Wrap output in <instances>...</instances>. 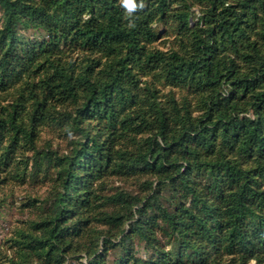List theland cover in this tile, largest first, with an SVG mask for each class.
<instances>
[{"label":"trees","instance_id":"obj_1","mask_svg":"<svg viewBox=\"0 0 264 264\" xmlns=\"http://www.w3.org/2000/svg\"><path fill=\"white\" fill-rule=\"evenodd\" d=\"M135 4L0 0V264H264V0Z\"/></svg>","mask_w":264,"mask_h":264},{"label":"clouds","instance_id":"obj_2","mask_svg":"<svg viewBox=\"0 0 264 264\" xmlns=\"http://www.w3.org/2000/svg\"><path fill=\"white\" fill-rule=\"evenodd\" d=\"M121 3L129 12L136 8L135 0H121ZM141 6L143 7V4Z\"/></svg>","mask_w":264,"mask_h":264},{"label":"rangeland","instance_id":"obj_3","mask_svg":"<svg viewBox=\"0 0 264 264\" xmlns=\"http://www.w3.org/2000/svg\"><path fill=\"white\" fill-rule=\"evenodd\" d=\"M5 214H6V216H5V218L2 220V221H3L2 224H4V223L6 224L7 222H9L10 219H11V217H12V215L10 216L11 211H6ZM7 224H9V223H7ZM1 228H2V225H1V223H0V233H1ZM252 264H253V262H252Z\"/></svg>","mask_w":264,"mask_h":264}]
</instances>
